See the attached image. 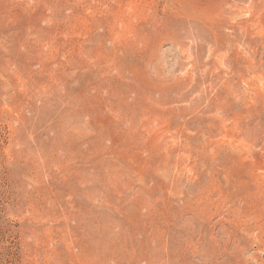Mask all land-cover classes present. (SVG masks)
<instances>
[{"label":"rangeland","instance_id":"374dc122","mask_svg":"<svg viewBox=\"0 0 264 264\" xmlns=\"http://www.w3.org/2000/svg\"><path fill=\"white\" fill-rule=\"evenodd\" d=\"M0 264H264V0H0Z\"/></svg>","mask_w":264,"mask_h":264}]
</instances>
